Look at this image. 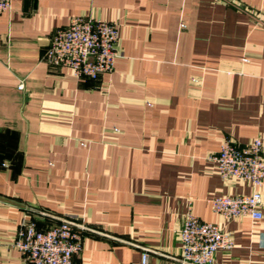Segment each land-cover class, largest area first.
<instances>
[{
  "label": "crops",
  "instance_id": "crops-1",
  "mask_svg": "<svg viewBox=\"0 0 264 264\" xmlns=\"http://www.w3.org/2000/svg\"><path fill=\"white\" fill-rule=\"evenodd\" d=\"M72 16L119 27L121 54L98 80L45 59ZM257 137L264 0H12L0 13V264H28L14 245L23 219L56 216L85 227L75 264H182L188 212L234 238L213 264H264V218L212 205L250 183L209 159L226 138Z\"/></svg>",
  "mask_w": 264,
  "mask_h": 264
},
{
  "label": "built area",
  "instance_id": "built-area-1",
  "mask_svg": "<svg viewBox=\"0 0 264 264\" xmlns=\"http://www.w3.org/2000/svg\"><path fill=\"white\" fill-rule=\"evenodd\" d=\"M12 7V0H0V13ZM120 31L116 23L104 19L72 16L65 28L58 30L46 50L45 59L53 65L70 68L77 77L98 80L114 70L121 54ZM24 88V83L19 85ZM209 159L225 181L242 179L250 183L247 194H221L213 199V210L225 219L250 216L264 218V139L257 137L245 144L226 138L218 153ZM57 222L40 228L33 219H23L15 247L28 264H75V257L83 249L85 227L71 217L56 216ZM235 241L217 223L201 220L192 212L184 218L180 231L182 264H213L215 254L230 250ZM150 249L143 250L146 263Z\"/></svg>",
  "mask_w": 264,
  "mask_h": 264
}]
</instances>
